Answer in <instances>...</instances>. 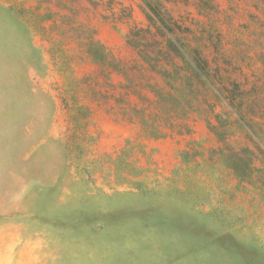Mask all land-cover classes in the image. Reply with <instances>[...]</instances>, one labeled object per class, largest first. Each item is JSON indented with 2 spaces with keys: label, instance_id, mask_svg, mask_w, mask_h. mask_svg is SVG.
Segmentation results:
<instances>
[{
  "label": "rangeland",
  "instance_id": "rangeland-1",
  "mask_svg": "<svg viewBox=\"0 0 264 264\" xmlns=\"http://www.w3.org/2000/svg\"><path fill=\"white\" fill-rule=\"evenodd\" d=\"M190 257L264 264V0H0V264Z\"/></svg>",
  "mask_w": 264,
  "mask_h": 264
},
{
  "label": "trees",
  "instance_id": "trees-1",
  "mask_svg": "<svg viewBox=\"0 0 264 264\" xmlns=\"http://www.w3.org/2000/svg\"><path fill=\"white\" fill-rule=\"evenodd\" d=\"M195 64L196 66L194 67V70L198 71L200 74H203L205 72L206 65L203 62V60L200 59L199 56H196ZM234 158H236L241 165V173L239 174V176L247 177L254 172V170L251 169L252 166H251L250 158L247 155L242 153L238 157H234Z\"/></svg>",
  "mask_w": 264,
  "mask_h": 264
},
{
  "label": "crops",
  "instance_id": "crops-1",
  "mask_svg": "<svg viewBox=\"0 0 264 264\" xmlns=\"http://www.w3.org/2000/svg\"><path fill=\"white\" fill-rule=\"evenodd\" d=\"M162 255L164 258L169 257L170 254L162 250ZM190 259V261L188 260ZM205 262L210 263V264H238L230 259H225V258H217V259H211V260H205ZM194 260H192V257L187 258V260H181L178 262V264H193Z\"/></svg>",
  "mask_w": 264,
  "mask_h": 264
}]
</instances>
